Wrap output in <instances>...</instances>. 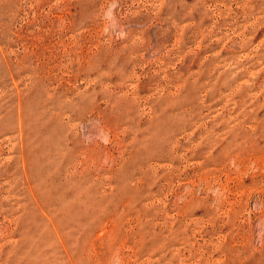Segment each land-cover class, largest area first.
Masks as SVG:
<instances>
[{
	"label": "rangeland",
	"instance_id": "1",
	"mask_svg": "<svg viewBox=\"0 0 264 264\" xmlns=\"http://www.w3.org/2000/svg\"><path fill=\"white\" fill-rule=\"evenodd\" d=\"M0 264H264V0H0Z\"/></svg>",
	"mask_w": 264,
	"mask_h": 264
}]
</instances>
